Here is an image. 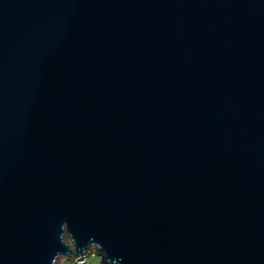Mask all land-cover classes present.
Wrapping results in <instances>:
<instances>
[{"label": "water", "instance_id": "95a60500", "mask_svg": "<svg viewBox=\"0 0 264 264\" xmlns=\"http://www.w3.org/2000/svg\"><path fill=\"white\" fill-rule=\"evenodd\" d=\"M264 264V0H0V264Z\"/></svg>", "mask_w": 264, "mask_h": 264}, {"label": "rangeland", "instance_id": "374dc122", "mask_svg": "<svg viewBox=\"0 0 264 264\" xmlns=\"http://www.w3.org/2000/svg\"><path fill=\"white\" fill-rule=\"evenodd\" d=\"M54 264H101L100 256L93 246H90L82 260H74L73 257L59 256Z\"/></svg>", "mask_w": 264, "mask_h": 264}]
</instances>
